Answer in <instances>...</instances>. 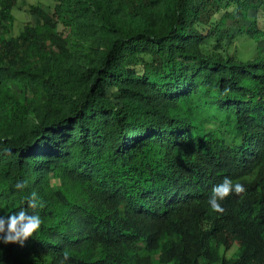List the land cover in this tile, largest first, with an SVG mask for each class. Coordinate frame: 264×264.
I'll list each match as a JSON object with an SVG mask.
<instances>
[{
  "label": "trees",
  "instance_id": "obj_1",
  "mask_svg": "<svg viewBox=\"0 0 264 264\" xmlns=\"http://www.w3.org/2000/svg\"><path fill=\"white\" fill-rule=\"evenodd\" d=\"M16 1L0 0V216L32 191L45 206L0 264H264V0H56L10 38ZM226 177L246 191L217 213Z\"/></svg>",
  "mask_w": 264,
  "mask_h": 264
},
{
  "label": "clouds",
  "instance_id": "obj_2",
  "mask_svg": "<svg viewBox=\"0 0 264 264\" xmlns=\"http://www.w3.org/2000/svg\"><path fill=\"white\" fill-rule=\"evenodd\" d=\"M3 154H10L9 149H3ZM16 190L23 192L28 187V182L17 181L14 185ZM246 191L245 186L240 183H234L232 179L225 178L222 183L216 185L212 189V195L208 200V204L212 211L223 213L225 209L221 205V201L235 193L240 196ZM27 207L20 208L7 217L0 216V243L3 244H20L21 246L30 237L36 234L42 226V218L36 211L38 208H43L44 202L39 197L36 191H32L25 198ZM31 209V211H29ZM69 253L65 250L63 258L59 264H66L69 260Z\"/></svg>",
  "mask_w": 264,
  "mask_h": 264
},
{
  "label": "rangeland",
  "instance_id": "obj_3",
  "mask_svg": "<svg viewBox=\"0 0 264 264\" xmlns=\"http://www.w3.org/2000/svg\"><path fill=\"white\" fill-rule=\"evenodd\" d=\"M56 0H17L11 14L6 17V22L12 24L10 38L18 37L29 23H35L38 20L36 15L32 14V6H38L46 12L52 13ZM260 28L264 29V18L259 19ZM232 53L237 59L242 61L251 60L256 56L254 43L247 38L238 39L231 47ZM24 99V95H21ZM55 184H59L58 181Z\"/></svg>",
  "mask_w": 264,
  "mask_h": 264
}]
</instances>
